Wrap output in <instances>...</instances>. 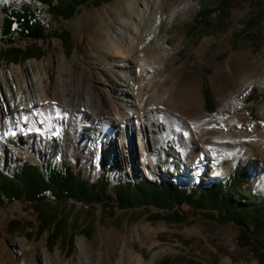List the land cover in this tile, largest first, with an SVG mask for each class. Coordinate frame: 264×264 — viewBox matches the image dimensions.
<instances>
[{"label": "rangeland", "instance_id": "374dc122", "mask_svg": "<svg viewBox=\"0 0 264 264\" xmlns=\"http://www.w3.org/2000/svg\"><path fill=\"white\" fill-rule=\"evenodd\" d=\"M26 1L28 0H2L0 23L4 16L3 5L10 9ZM117 1L120 0H110L98 6L82 5L70 19H53L45 12V6L37 1L31 2L49 32L66 30L70 33L72 48L69 49L56 37L47 36L36 42L43 51L40 58L6 63L0 55V75L3 76L0 79V94L8 87L10 99H13V90L4 75L12 67L20 66L18 76L24 80L27 92L31 95L34 91L38 94L48 91L44 103L53 105L56 109L44 127L35 126L38 140L41 141L43 136L48 140L42 150L37 146L39 141L36 143L35 138L25 141L20 136L18 149L22 151L21 158L18 162L10 163L8 151L0 145V169L5 173H12L13 170H20L23 162L41 161V170L45 175L48 173V165L61 169L62 161L70 164L73 172L88 183L95 182L103 174L107 175L112 192V184L118 181H138L140 178L159 184L171 181L184 188L200 189L212 182L227 179L229 174L241 167L249 178L245 183L246 188L264 196V188L257 182L249 167L250 161L245 160L235 150L228 155L223 154L220 148L248 144L264 156V146L258 144L249 134L264 128V89L257 84L244 85L239 82L246 73L264 72V0H161L163 11L160 32L164 34L168 47L174 51L175 58L162 67L152 66L148 73L144 68L134 73L133 61L129 56H124L126 66L120 68L117 66L119 62L106 49V21L101 19V15L106 13L107 21L113 20L116 23L117 15L109 14L107 8L113 7ZM179 1L196 2L194 11L184 19L177 15L169 16L167 12ZM201 7L217 8L211 15V26L204 33L200 31L204 24L194 20ZM194 24L193 30L191 27ZM249 34L254 38L250 40ZM33 43V39L18 38L12 45L24 48ZM203 43L205 50L201 47ZM1 47L4 45L0 41V49ZM143 57L140 59L144 60ZM28 60L45 61L51 79L59 73L73 86L75 94L81 99L76 105L77 113L73 122H66L69 109L58 98L57 90L60 86L57 80L46 83L40 78L36 87L29 82V73L25 68ZM215 71L219 75L212 83L211 78ZM120 72L130 78H139L137 102L129 105L126 101L127 110H143L148 103V97L156 93L158 88L162 87V92L171 87L176 100L172 102V96L167 95L162 103L155 101L153 105L164 108L173 117L186 122H199V129H194L193 126L191 129L172 128L164 139L162 135H158L159 142L154 148L150 144L143 146L145 153L140 162L134 128L128 144L129 153L134 158L126 166L120 164L116 154V141L109 136L113 132V117L102 114L95 120L82 102L83 91L87 87L104 95L102 104L106 111L111 109L122 112L115 81ZM192 75L198 76L200 81L204 100L202 109L194 104L189 106L177 102L186 81ZM163 79L161 83L160 80ZM12 80L23 88L22 83L17 82V75ZM46 84L47 90L44 86ZM214 87L217 91H214ZM206 88L213 99L211 109L205 103L203 89ZM252 91L257 98L246 99L247 94ZM51 93L56 94L55 100L51 98ZM203 114L206 119L202 118ZM1 117L0 127L5 119L11 123V113ZM94 123H98V129H91ZM135 125L132 124L133 127ZM2 133L0 130V134ZM202 151L205 152V160L195 161L194 154ZM143 170L147 172L144 173ZM42 207L58 216L63 214L68 217L69 231L74 234L72 249L67 251L65 243L47 249V232L40 237L33 234L25 237L22 231L8 229L9 220L23 222L35 217L29 202L15 199L0 208V264H41L38 251L42 245L54 259L58 260L60 257L67 263L75 264L78 263L76 251L79 239H83L91 251L97 253V264L102 263L104 257L113 264H119L116 262V254L119 250L122 251L120 259H123V252L127 248L134 254H140L143 264L149 261L151 252L155 249H162L164 254L152 264H259L248 247L237 243L238 230L234 224L207 220L190 211L186 222L176 223L163 219L161 216L168 211L153 205L129 210L115 207L114 215L111 216L99 204L91 208L88 204L71 198L55 200L49 196ZM183 209L189 210V207L183 205ZM154 213H160V218H153ZM34 224L37 222L34 221ZM87 226L93 227L91 237H85L81 233V229ZM257 241L264 245V234L258 235Z\"/></svg>", "mask_w": 264, "mask_h": 264}, {"label": "bare ground", "instance_id": "6f19581e", "mask_svg": "<svg viewBox=\"0 0 264 264\" xmlns=\"http://www.w3.org/2000/svg\"><path fill=\"white\" fill-rule=\"evenodd\" d=\"M160 1L161 0H139L140 4H138L137 0L117 1L113 7L107 8V10H109V14H115V16L117 15L116 23H113V20L107 21L106 13L101 15V19L106 21V28L104 29L106 49L109 53L113 54L115 61L119 62L117 66L120 68H124L126 66L125 60H123L124 56L131 57L133 61L132 69L134 73H138V71L143 68L146 69L148 73L150 72V68L152 66L158 67L160 65L162 67L164 64H170L174 60V51L168 47L164 34L162 35L160 32L163 11L162 2ZM1 2L2 0H0V5ZM195 7L196 2L179 1L167 12L169 16L177 15L181 19H184L194 11ZM201 47L205 50L204 43ZM141 56H144L143 58L145 59L141 60ZM25 68L29 73V82L34 87L37 86L40 78L46 83L51 80L58 81L57 83H59L60 86L57 90L59 95L58 98L61 103L69 109L66 122L68 124L73 122L74 115L77 113L76 105L81 99L75 94V90L68 80H66L59 73L51 79L48 76L45 61L36 62L35 60H28L25 63ZM11 70L7 72L5 71L6 73L4 78L11 86L14 97L13 99H10L9 91L7 89L8 87L3 89L4 92L0 94V117L3 115L7 116L8 113H11L12 120L10 121L11 123H8L5 119L4 123L0 127V130L3 132L0 134V145L4 146L8 151V161H10V163H15L20 160V155L22 154V151L18 149L20 136L23 137L25 141H31L35 138L37 143L39 141V135L35 126L40 125L41 127H44L50 116L56 112V109L53 105L44 103L46 96H48V91H45L44 94H38L34 91L31 95L27 92V87H24V80L21 76H18L21 71L20 66L12 67ZM16 75L17 82L22 83L23 85L22 89L12 80V77L15 76L16 78ZM218 75V71H215L213 77L211 78L212 83L214 78H217ZM2 78L3 76L1 77L0 75V79ZM164 79L160 80V82L162 83ZM115 81L117 91L119 92V98L121 99V107L123 108L122 112L111 109L106 111L102 104L104 95L102 93H98L94 89L90 90L87 87L83 91L82 102L86 111L91 114L95 120L101 117L102 114L113 117V132L109 136L111 139L116 141V154L120 164L126 166L130 164L131 160H133L132 158H134V155L132 156L128 150L130 136L134 133V128L136 129V145L139 149L137 152L140 154L138 157L140 162H142L145 153L143 146L146 147V144L148 146L150 144L151 147L154 148V146L159 142L157 137L158 135H162L164 139L165 135H167L172 128L191 129V126H193L194 129H199V122H186L181 118L173 117L172 114L169 111L167 112L164 108H161L160 106L156 108L153 105L155 101L162 103L163 98L167 95H171L172 97H170V99L174 102L176 99L172 95L171 87L164 90L165 92L162 91L164 93L161 92L162 87L158 88L159 90L156 93L151 94L148 97V103L144 109L136 112L133 109L127 110L126 107L128 105H126L125 102H129V105H134L135 102H137L136 92L139 88V78H130L127 74L120 72L118 79ZM239 82L244 85L257 84L259 87L264 89V72L258 71L255 73H246L241 77ZM44 86L45 90H47V84ZM214 91H217L216 87H214ZM51 98L55 100L56 94L54 95V93H51ZM177 102H182L183 104H187L189 106L194 104L199 106L200 109L203 108L204 100L198 76L192 75V78H189L186 81L183 93L178 97ZM202 118L206 119L207 117L203 114ZM132 124H136L135 127H133ZM91 129H98V123H94ZM249 134L253 136L254 140L258 144L264 146V128L261 127ZM46 143H48V140L43 136L41 141L37 143V146L42 150ZM62 147H64V145H62ZM220 148H222L223 154L228 155L230 151L235 150L240 152L245 160L250 161L249 167L255 179L264 188V156L256 148L253 146L249 147L248 144L247 146H222ZM241 149L243 151H240ZM205 158L206 155L203 151L196 152L193 156L195 161H204ZM143 172L145 173L147 171L143 170ZM121 252L122 251L119 250L116 254V262L119 264H143L141 255L134 254L131 249L127 248L126 251L123 252V259H120ZM76 253L78 263L75 264H97V253L91 251V248L85 244L83 239L78 240ZM163 254L164 251L162 249L153 250L151 252L150 259L146 264H152L156 258ZM38 255L40 257L41 264H70L63 258L59 257V259L56 260L54 257L48 255L43 245L39 248ZM52 259L53 262H51ZM100 264L113 263L109 262L104 257L103 262Z\"/></svg>", "mask_w": 264, "mask_h": 264}, {"label": "trees", "instance_id": "16d2710c", "mask_svg": "<svg viewBox=\"0 0 264 264\" xmlns=\"http://www.w3.org/2000/svg\"><path fill=\"white\" fill-rule=\"evenodd\" d=\"M32 1L45 6V12L53 19H70L82 5L98 6L110 0H28L10 9L3 5L0 41L4 47H1L0 55L6 63L40 58L43 51L36 42L47 36L56 37L69 49L72 48L70 33L66 30L49 32L37 16ZM215 11L216 7H201L196 12L195 22L204 24L201 33L206 32L211 26L213 21L211 15ZM191 28L194 30L195 24ZM18 38L33 39L34 43L18 48L12 45ZM248 38L251 40L254 36L249 34ZM203 90L205 103L211 109L213 99L207 88ZM255 98L257 95L254 91L246 96L249 100ZM248 180L247 172L239 167L225 181L212 182L200 189L184 188L171 181L159 184L140 178L135 182L118 181L112 185L111 192L110 180L105 174L95 182L88 183L80 179L69 164L63 163L62 169L50 166L49 174L45 178L36 164L24 162L21 169L12 175L0 169V208L15 199L29 202L35 213L34 219L23 222L9 220L8 229L22 231L25 237L32 234L40 237L47 232L45 236L47 249L65 243L67 251L73 247L74 234L69 231L68 217L63 214L58 216L42 207L49 196L55 200L71 198L88 204L91 208L99 204L102 210H106L111 216L114 215L115 207L129 210L153 205L159 209H166L168 212L161 217L167 222L176 223L186 222L190 211L207 220L234 224L238 230L237 243L248 247L257 262L264 264V245L257 241V236L264 234V196L246 188L245 183ZM183 205L188 206L189 210H184ZM159 215L160 213H154L152 217L158 219ZM34 221L37 224H34ZM92 230V226H87L81 229V233L85 237H91Z\"/></svg>", "mask_w": 264, "mask_h": 264}]
</instances>
